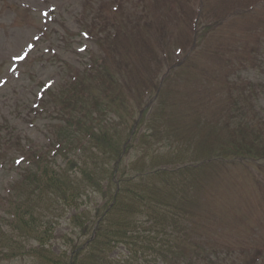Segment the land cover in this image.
<instances>
[{
    "label": "rangeland",
    "instance_id": "374dc122",
    "mask_svg": "<svg viewBox=\"0 0 264 264\" xmlns=\"http://www.w3.org/2000/svg\"><path fill=\"white\" fill-rule=\"evenodd\" d=\"M111 58L115 64L109 78H122L131 89L126 102L132 112L126 128L121 130L120 120L114 129L120 127L122 141L132 130L125 146H133L118 161L113 153L91 151L97 173L105 169L101 179L110 178L115 166L117 185L120 176L132 179L151 167L176 171L170 178L150 175L144 180L165 188L171 180V192L181 186L176 194L183 197L182 176L191 172L177 171L201 166L213 154L207 153L212 142L225 140L226 130L213 129L222 117L245 118L242 109L247 108L251 118L264 123V0H0V207L31 168L27 153L41 152L62 172L69 171L53 146L61 122L53 95L72 71L109 67ZM86 78L92 85L93 79ZM101 91L100 86L95 95L102 96ZM92 148L87 146L82 157ZM213 162L194 173L195 186L189 189L204 202H182L185 211L199 212L190 222L225 231L229 237L214 236L224 249L234 248L238 234L252 238L247 247L264 248V162H258V172L242 160ZM69 175L71 180L80 176ZM114 184L104 197L109 182L102 179L100 192L87 190L80 208L62 212L47 243L54 255L68 252L70 240H85L72 233L77 231L71 221L75 215L89 214L92 224L107 206L113 216L125 212L122 204L112 202ZM194 233L195 238L211 235L199 229ZM7 252L12 249L0 250V264H37L18 255L6 260ZM123 252L116 249L112 256Z\"/></svg>",
    "mask_w": 264,
    "mask_h": 264
},
{
    "label": "trees",
    "instance_id": "16d2710c",
    "mask_svg": "<svg viewBox=\"0 0 264 264\" xmlns=\"http://www.w3.org/2000/svg\"><path fill=\"white\" fill-rule=\"evenodd\" d=\"M108 64L109 67L99 66L98 69L88 66L83 71L88 72L86 74L72 71L69 81L60 85L57 94L53 95L61 118L53 146L56 155L66 161L69 171L62 172L61 167L50 162L47 155L41 152L27 153L31 168L25 169L21 179L12 185L15 194L11 195L10 192L5 205L0 207L3 214L0 216V250L12 249V253L7 252L6 260L18 255L30 257L37 264H264V248L246 246L252 238L245 239L238 234L235 244L231 243L234 248L224 249L220 246L223 243L217 242L214 236L218 239L229 237L225 231L215 232L205 222H190L199 212L197 209L192 212L183 209L186 204L182 202L192 201L191 204L196 205L200 202L199 198L191 196L189 189L195 186V177L192 176L202 169L201 166L204 165L203 169L211 166L215 164L213 159L218 158L264 161V125L249 117L244 119L233 115L220 119V129L226 130V137L222 142L219 140V144L212 142V150L209 149L207 153L213 154L202 160V165L195 169L177 171L178 174L191 172L189 177L176 176V179L183 177V197L176 194L181 191V186L177 192H171L172 186H175L171 180L167 179L166 188L144 180L150 175L170 178L176 175V171H161L151 167L140 171L132 179L120 176L117 185L112 176L118 166L112 167L110 178L102 177L109 182L107 190L102 194L106 197V192L114 184L112 202L122 204L121 208L125 212L113 216V210L107 206L105 212L92 224L89 214L83 212L75 215L71 221L77 231L73 230L72 233H80L85 240L79 241L78 237L76 241H68V252L59 256L50 251L47 243L53 236L62 212L67 208H80V198L87 194V190H100L101 176L105 169L100 167L97 173L99 164L94 161L97 158L93 157L95 153L91 151L96 150L100 155L113 153L116 156L113 160L118 161L123 150L133 146L130 142L124 148L132 130L128 131L124 141L121 136V130L127 127L125 125L132 117L126 102L127 93L131 89L122 78L120 82L109 78L114 59H109ZM86 77L93 79L92 85ZM95 83L99 85L94 87ZM100 86L103 93L98 97L95 92ZM110 114L113 118L109 117ZM120 120L124 124L122 129H114ZM229 123L232 127L226 128ZM217 127L213 129L217 130ZM91 144L93 148L88 150L87 156L82 157L85 148ZM214 144L217 145L215 148ZM77 160L81 162L77 163ZM74 168L78 171L75 172ZM67 175L79 178L71 180ZM162 190L173 194L169 197ZM49 194L56 195L57 199L50 202L51 197H47ZM205 211L209 210L205 208ZM198 229L211 235H198L195 238L194 232ZM30 242H34L37 248L30 245ZM121 248L125 253L112 257L114 250Z\"/></svg>",
    "mask_w": 264,
    "mask_h": 264
}]
</instances>
